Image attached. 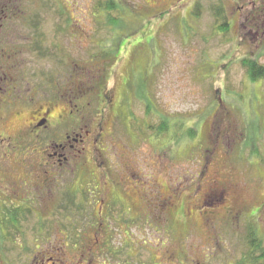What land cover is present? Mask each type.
<instances>
[{
	"label": "rangeland",
	"instance_id": "rangeland-1",
	"mask_svg": "<svg viewBox=\"0 0 264 264\" xmlns=\"http://www.w3.org/2000/svg\"><path fill=\"white\" fill-rule=\"evenodd\" d=\"M100 1L20 0L22 11L4 25L13 44L3 58L19 51L21 62L7 66L13 90L0 96V139L31 126L41 107L51 108L53 121L74 109L73 137L81 124L108 116L98 160L89 146L83 160L73 161L75 191L98 197L84 173L102 164L116 184L106 187L101 177L100 188L122 197L109 240L118 252L107 261L125 260L134 249L137 264H255L247 237L254 232L264 247V81L249 78L240 60L253 56L264 64V36L247 31L246 14L232 13L243 0H115L121 10L106 19ZM225 18L233 25L227 34L218 30ZM67 126L56 135L64 137ZM38 134L23 154L47 147L51 130ZM65 183L58 178L51 188L56 194ZM87 212L97 216V205ZM24 216L26 230L3 243L0 264H36L37 216ZM130 216L138 219L128 225L121 217ZM63 220L55 248L65 238L73 242Z\"/></svg>",
	"mask_w": 264,
	"mask_h": 264
},
{
	"label": "flooded vegetation",
	"instance_id": "flooded-vegetation-1",
	"mask_svg": "<svg viewBox=\"0 0 264 264\" xmlns=\"http://www.w3.org/2000/svg\"><path fill=\"white\" fill-rule=\"evenodd\" d=\"M232 13L234 16L239 13L246 14V20L251 25L247 31L250 34H263L264 36V0H243V4L241 1L234 6ZM227 23L230 30V27L233 26L232 21L228 19ZM247 57L255 58L253 56ZM1 70L0 68V96L10 92L9 83L6 81L7 76ZM105 96L104 94L103 97ZM109 100L111 101V97ZM5 101L4 97H0V105ZM64 113L65 115L60 114L61 120L53 121L51 108L42 109L41 107L40 110L34 112V122L31 126L23 127L26 129L23 130L22 128L18 133H8L7 136L4 135L3 139H0V143L5 144L4 152L0 153V182H5L7 185L5 187L0 186V251L4 242L23 235L22 231L26 230L24 227L26 221H30L24 216L25 213L35 212L37 216L35 222L37 228L36 264H97V256H100L98 261L103 262L102 264H137V261L133 259L134 249L127 251L128 258L125 260L116 259L117 261L108 262L106 259V254L115 259L114 257L118 252L116 248L110 247L109 240L114 235L112 221L118 222L120 220L115 219L114 212L122 202L119 200L122 198L121 196L113 192L108 193L109 191L106 190L110 183L116 184V180L109 173L110 170L106 167L103 168L100 164V169H88L84 173V177L91 183L90 189L98 190V197H92L91 192L93 191L82 188L75 191L73 161L75 159L83 160L89 146L91 147L89 151L91 160H98L95 153L98 144L103 140L106 133L109 118L103 115L91 127L81 122L83 123L81 125L85 127L77 132L76 137H73L71 135L73 128L69 123L74 119V109L65 110ZM65 118L66 120H64ZM65 124H68L67 129H65V136L58 137L56 135L58 127ZM41 129L51 130L52 138L50 137L51 140L47 142L49 143L47 147L42 146L40 151L33 152L32 155L23 154L21 150L24 149L26 140L29 137L38 138V132ZM33 139L35 140V138ZM37 143H39L38 140ZM76 145L80 147L79 150L76 149ZM74 150H77L79 155L74 153ZM27 177L30 179L28 180ZM101 177L105 179L103 185L106 187L103 189L98 184ZM58 178H62L67 183L61 185L60 192L55 194L51 187L53 182H58ZM34 186H37L35 187L36 190H33ZM75 194L80 195L78 196L79 200H75L77 199ZM60 195H62L63 201L60 200ZM60 201L62 203L59 204ZM96 205L98 215L88 216L87 210L96 207ZM63 208L66 211L65 215H63ZM124 211L127 212L126 209ZM61 217L65 218L63 221H65L66 228L68 227V230L72 232L69 237L73 239V242L70 244V240L64 237L62 247L55 248L53 241L57 237L59 230L57 224ZM121 218L125 219V222H129L126 223L128 225L138 219L137 216ZM88 228H94L95 239L92 244L88 242ZM75 230L78 232L86 231V233L75 235ZM126 235L129 236L127 232ZM76 241L87 242L77 243ZM70 249L74 250L71 251Z\"/></svg>",
	"mask_w": 264,
	"mask_h": 264
},
{
	"label": "trees",
	"instance_id": "trees-1",
	"mask_svg": "<svg viewBox=\"0 0 264 264\" xmlns=\"http://www.w3.org/2000/svg\"><path fill=\"white\" fill-rule=\"evenodd\" d=\"M99 9L98 12H100V14L102 13V15H104V19H106L108 17V15L111 14V12L113 11H120V7H119V2L115 1V0H105V1H100L99 5H98ZM15 8V10H14ZM220 11L217 10V8L215 7V11H216V17L217 20L222 19L220 18V12H221V8H219ZM20 11H22L21 9V2L20 0H0V32L4 33L2 34L3 36H1L0 34V68L2 69L1 71L4 72L7 76L6 81L9 83L10 82V78L9 75L7 74V66L11 65L14 66L15 64H19L21 62V60L19 61V51H13L11 53H8L9 55H11L10 59L4 60V56L6 53V48L10 45H12L13 43H9L6 42L7 39L5 38L6 34V27L4 25H9L7 22L11 21L12 22L15 14L20 13ZM12 12V13H11ZM219 14V15H218ZM112 20H107V24L111 23V25H113V21ZM115 21V20H114ZM116 22V21H115ZM110 26V25H108ZM114 26H112V30H114ZM218 30L222 33L227 34L229 31V26L227 23V19L225 18L224 22L222 23V25H220L218 27ZM4 42H6L4 44ZM14 42V41H12ZM38 43V42H37ZM38 46H40V43H38ZM14 48V47H13ZM16 52L18 53V56L16 55ZM108 55L111 54V49L108 48V50H106V52ZM241 64L243 65V67L246 69L247 75L249 76V78H251L253 81H258V80H263L264 81V65L260 63V61L257 58H250V57H244L240 60ZM107 77V76H106ZM4 79V78H2ZM102 85V84H101ZM13 86V85H12ZM100 86V85H99ZM103 86H101L100 89H102ZM9 89L13 90L11 87H9ZM168 126L165 124L162 126V129H167ZM170 127V125H169ZM188 134L190 136H194L195 135V131L194 128H188ZM194 134V135H192ZM256 151L253 153L254 155L258 154L257 150L259 148H255ZM264 161V159H262ZM248 243L250 245V251L248 252L247 258L254 262L255 264H264V247L262 245V241L255 237L254 232H250L248 237Z\"/></svg>",
	"mask_w": 264,
	"mask_h": 264
}]
</instances>
